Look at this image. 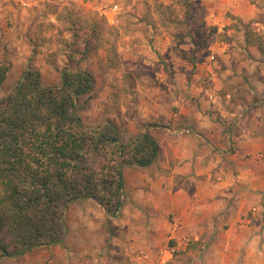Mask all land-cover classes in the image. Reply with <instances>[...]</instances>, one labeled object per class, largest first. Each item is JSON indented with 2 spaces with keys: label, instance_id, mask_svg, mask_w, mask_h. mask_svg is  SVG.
<instances>
[{
  "label": "crops",
  "instance_id": "1",
  "mask_svg": "<svg viewBox=\"0 0 264 264\" xmlns=\"http://www.w3.org/2000/svg\"><path fill=\"white\" fill-rule=\"evenodd\" d=\"M78 1L95 9L92 0ZM114 4L119 10L117 3L101 4L108 20ZM162 37L176 39L167 30L155 39ZM215 45L225 50L223 41ZM236 61L240 77L229 65L218 90L196 82L192 90L204 92L198 101L178 102L175 113L151 109L157 124L142 133L150 132L159 150L148 166L124 167L116 216L92 198L78 199L66 211L63 243L3 257L0 264H264V57ZM231 74L243 83L238 90L224 87L222 76ZM208 94L216 102L210 107Z\"/></svg>",
  "mask_w": 264,
  "mask_h": 264
},
{
  "label": "rangeland",
  "instance_id": "2",
  "mask_svg": "<svg viewBox=\"0 0 264 264\" xmlns=\"http://www.w3.org/2000/svg\"><path fill=\"white\" fill-rule=\"evenodd\" d=\"M37 1L0 0V62L10 65L3 91L12 92L30 66L40 69L46 85H59L65 67L90 72L94 86L78 100L79 114L89 127L116 123L125 144L144 126L157 124L151 109L178 112V102L194 103L203 95L192 90L193 83L218 90L215 86L220 87V76L229 65L240 77L236 59L264 57V0H106L120 7L112 20L101 13L104 0H92L95 9L78 0L66 5ZM77 25L82 27L77 44L68 45L63 39L71 42ZM91 25L96 26L94 31ZM170 29L176 33L172 43L165 36L155 39ZM246 35L255 42L241 46ZM84 38L93 47L85 56L78 52ZM217 41L225 43V50L218 51ZM69 56L79 64H68ZM225 77L222 82L228 90L243 84L233 74ZM245 80L251 87L253 80ZM208 96L210 107L216 102ZM208 112L212 116L210 108ZM146 113L152 116L144 121Z\"/></svg>",
  "mask_w": 264,
  "mask_h": 264
},
{
  "label": "trees",
  "instance_id": "3",
  "mask_svg": "<svg viewBox=\"0 0 264 264\" xmlns=\"http://www.w3.org/2000/svg\"><path fill=\"white\" fill-rule=\"evenodd\" d=\"M81 28L74 30L71 42L63 41L76 45ZM95 29L91 25L90 31ZM245 40L255 42L249 35ZM83 45L78 52L85 56L93 47L88 38ZM79 61L68 57V64ZM9 68L0 62V258L63 243L65 213L75 200L92 198L116 216L124 167L148 166L159 150L150 132L125 144L116 123L96 128L84 123L78 100L92 90V73L65 67L59 85H46L40 69L30 66L6 93Z\"/></svg>",
  "mask_w": 264,
  "mask_h": 264
},
{
  "label": "built area",
  "instance_id": "4",
  "mask_svg": "<svg viewBox=\"0 0 264 264\" xmlns=\"http://www.w3.org/2000/svg\"><path fill=\"white\" fill-rule=\"evenodd\" d=\"M24 4H25V2H24ZM107 7H104V9H106ZM118 8V6L117 5H115L114 6V10H116ZM160 264H166V260H164V259H162L161 261H160Z\"/></svg>",
  "mask_w": 264,
  "mask_h": 264
}]
</instances>
